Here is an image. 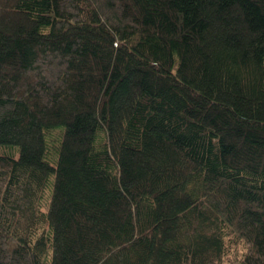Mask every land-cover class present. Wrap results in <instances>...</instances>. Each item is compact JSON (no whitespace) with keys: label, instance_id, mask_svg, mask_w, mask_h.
Segmentation results:
<instances>
[{"label":"trees","instance_id":"obj_1","mask_svg":"<svg viewBox=\"0 0 264 264\" xmlns=\"http://www.w3.org/2000/svg\"><path fill=\"white\" fill-rule=\"evenodd\" d=\"M0 264H264V0H0Z\"/></svg>","mask_w":264,"mask_h":264},{"label":"rangeland","instance_id":"obj_2","mask_svg":"<svg viewBox=\"0 0 264 264\" xmlns=\"http://www.w3.org/2000/svg\"><path fill=\"white\" fill-rule=\"evenodd\" d=\"M234 254V253H233ZM233 256V255H232Z\"/></svg>","mask_w":264,"mask_h":264}]
</instances>
